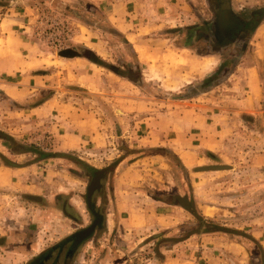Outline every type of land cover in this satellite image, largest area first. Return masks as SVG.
Listing matches in <instances>:
<instances>
[{
    "label": "rangeland",
    "instance_id": "1",
    "mask_svg": "<svg viewBox=\"0 0 264 264\" xmlns=\"http://www.w3.org/2000/svg\"><path fill=\"white\" fill-rule=\"evenodd\" d=\"M125 1L0 0V164L34 166L27 182L73 200L64 238L95 222L59 264H157L173 249L187 264H264V34L222 38L212 0L202 30L181 31L166 27L195 23L189 3L190 17L176 7L180 22L161 23L165 5ZM240 4L241 18L256 10ZM192 111L190 132L170 117ZM171 138L189 158L167 150ZM48 241L26 256L1 247L0 264H30L59 242Z\"/></svg>",
    "mask_w": 264,
    "mask_h": 264
},
{
    "label": "crops",
    "instance_id": "2",
    "mask_svg": "<svg viewBox=\"0 0 264 264\" xmlns=\"http://www.w3.org/2000/svg\"><path fill=\"white\" fill-rule=\"evenodd\" d=\"M142 1L143 0H127L125 1L126 3L125 5L128 6L130 5V3L134 4L136 7V12L138 13L139 6L144 5V2ZM152 1H153L152 4L153 7L155 6V4H157L159 7L165 5L166 8H169V10L165 11L164 16H160L159 18L155 19V20H160L161 23L163 22L169 23L170 21L180 22V19L182 18H180L181 16H179V13H177L175 9L176 7L177 8L183 7V12H180V15L184 14L183 15L184 18H186V15L190 17L192 12L190 10L186 11V4L189 3L191 5V9L192 6H194L195 23H191L189 25L181 24L178 26L171 25L169 27H166L167 28L166 31H179V30L181 31V29L189 28L190 26H192V24H198L195 27V29L202 30L203 28L202 24L208 21L205 15V10H203L201 7L202 5L203 6L206 5L208 9L207 0H203V2L201 0H197L198 5L200 6L199 9L197 7V4L196 3L191 4L190 0H174V2L171 0H152ZM212 1L213 3H215V1L216 3L219 2V4L224 2V0H212ZM245 1H247L250 4V6H253V8L255 9L264 6V0H226L229 6V10H231L234 14L235 12L233 11L234 10L233 6L237 4L239 5L241 2L243 3ZM210 11L213 12V10ZM170 12H172L171 15ZM123 19H125V21L127 20L126 18ZM123 19L122 17L119 18V22L121 23L120 24L121 26L124 25L122 21ZM246 19L248 18L246 17L241 18V20H246ZM139 20H143V18L142 19L139 18ZM115 28H119V27L116 26ZM141 28L144 29V24H141ZM261 34H264V18L261 19L260 22H258V24L255 26L253 30V34L251 35L252 39L249 40V43H253L252 40L257 39V37H260ZM185 48L188 47L185 46ZM258 65H259L258 63H255L254 65L248 67V70L250 71V74L252 76V81H255V83H257V81L261 79ZM255 83H253V87H256ZM256 85H258V83ZM256 94H258V92ZM256 99L258 98H255V100ZM195 114L193 111L189 114H186V112H184L183 115H180L177 112H173L170 114V117L175 118L176 119L175 122H177V120L178 121L183 120V122H186L188 128L190 129L189 130L190 132L191 128H198L201 125L199 123V119H201V117ZM194 123L197 125L192 126ZM64 138H68L67 135H62V141H64ZM64 144L67 143L64 142ZM64 144L63 143L60 144V148L63 149ZM64 146L66 147V145ZM157 146H165V145L159 144ZM167 146H168L167 150H169L175 156H177L179 160L183 156L189 155V152L185 149V147L182 148L181 146L178 145L177 140L175 141L174 139L171 138L170 140H168ZM54 159L63 160L62 156L55 157ZM32 170H34V166H23V165L14 166V165L0 164V249L1 247L4 246L10 248L11 245H14L15 251L20 253V255H25V256L28 254H32L31 252H33L34 247L37 245L40 246V244L44 243L46 240H49L48 241L49 244H53L54 242H57L62 238H64L66 234L69 232L68 230L69 225L68 223L67 224L65 223V219L68 221H74L75 219L74 216L70 214V210H73L72 209L73 200L71 198H68L66 202L62 201L58 203V198L62 197L64 194L63 189H61L62 191L60 190L56 191L54 195H52L49 198L48 197L49 195L42 194L39 187H36L33 183L26 181L28 180V178L25 177V175L23 174H26V172ZM117 170L118 169L116 168L114 173L109 178V185L111 187L110 194L113 196V205H115L116 207L119 196L123 197V193L121 192L122 185L121 183H117V178L115 174ZM128 170L129 169L121 173L119 182H123L121 180L127 176ZM118 187H120L119 190ZM161 203L163 204V206L175 207L170 202H166V203L161 202ZM121 209L122 207L120 208V210ZM115 211L117 213L116 209ZM49 216L54 218V222H50L51 227L50 226L47 227L48 234H46L45 232L46 227L45 226L42 227V225H45L44 224V222L46 221L45 217H49ZM104 221L106 223L108 222L107 217L105 218ZM11 251H14V249H12ZM167 252L171 254L167 255L165 252H163L162 260H159L157 264H187L190 262L188 259H186L185 256L173 255L175 253L174 249L168 250ZM216 258L218 261H224V262H229L230 260H235V261L237 260L234 259L232 256H227V255H224L221 258L220 256H217Z\"/></svg>",
    "mask_w": 264,
    "mask_h": 264
},
{
    "label": "trees",
    "instance_id": "3",
    "mask_svg": "<svg viewBox=\"0 0 264 264\" xmlns=\"http://www.w3.org/2000/svg\"><path fill=\"white\" fill-rule=\"evenodd\" d=\"M213 11L215 12L214 15L216 17V20H220L222 17L223 22L221 21L220 26L218 25V23L216 25V27L218 26L219 29H221L222 26L224 27L225 25H228L230 23L236 24L237 28H235L232 31L233 36L236 35L235 37L239 36L240 34H246L249 36L252 33L255 26L258 24V22L264 18V7H262L251 11L250 17L248 19L241 20V18L238 15L234 14L231 10H229V6L227 5V3H225V1L220 3L219 5H216ZM230 16L233 19V21L230 20L229 18ZM228 36L233 37L230 35ZM223 37L224 34L222 32V38ZM229 39H233V38H229ZM92 61L104 65L101 61H98L96 59ZM115 72L117 71L115 70Z\"/></svg>",
    "mask_w": 264,
    "mask_h": 264
},
{
    "label": "flooded vegetation",
    "instance_id": "4",
    "mask_svg": "<svg viewBox=\"0 0 264 264\" xmlns=\"http://www.w3.org/2000/svg\"><path fill=\"white\" fill-rule=\"evenodd\" d=\"M229 18L231 21H233L231 16ZM220 21L223 22L222 17ZM217 28L218 26L216 27V32L218 33L219 30ZM221 28L223 29L222 32L225 33V35L233 36L232 31L237 27L235 23H230L228 25H225L224 27L222 26ZM74 235L62 239L54 246L47 249L44 253H41L39 256L33 259V261L30 264H46L45 261H47L50 258V256H54V261L51 264H59L61 261H63L64 258L66 261L70 256H73L76 245L81 241L80 239L78 242H75ZM63 264H65V262Z\"/></svg>",
    "mask_w": 264,
    "mask_h": 264
},
{
    "label": "water",
    "instance_id": "5",
    "mask_svg": "<svg viewBox=\"0 0 264 264\" xmlns=\"http://www.w3.org/2000/svg\"><path fill=\"white\" fill-rule=\"evenodd\" d=\"M60 55L65 56V57H72L75 54L70 50H65V51H62L60 53ZM93 182H92V184H93ZM94 226H95V222L90 227L83 229V230L79 231L78 233H76L74 235L75 236V242H78L80 239L86 237L94 229Z\"/></svg>",
    "mask_w": 264,
    "mask_h": 264
}]
</instances>
